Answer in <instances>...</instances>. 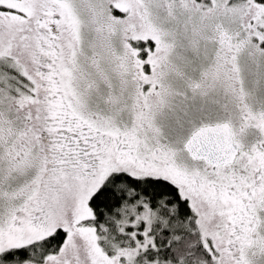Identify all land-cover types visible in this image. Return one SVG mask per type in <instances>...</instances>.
Returning a JSON list of instances; mask_svg holds the SVG:
<instances>
[{
  "label": "snow or ice",
  "instance_id": "obj_1",
  "mask_svg": "<svg viewBox=\"0 0 264 264\" xmlns=\"http://www.w3.org/2000/svg\"><path fill=\"white\" fill-rule=\"evenodd\" d=\"M0 264H264V0H0Z\"/></svg>",
  "mask_w": 264,
  "mask_h": 264
}]
</instances>
